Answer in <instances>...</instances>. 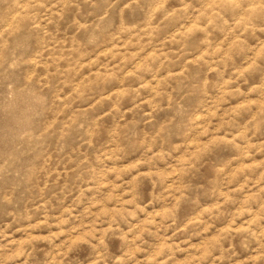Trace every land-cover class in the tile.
Returning a JSON list of instances; mask_svg holds the SVG:
<instances>
[{
  "label": "rangeland",
  "instance_id": "obj_1",
  "mask_svg": "<svg viewBox=\"0 0 264 264\" xmlns=\"http://www.w3.org/2000/svg\"><path fill=\"white\" fill-rule=\"evenodd\" d=\"M0 264H264V0H0Z\"/></svg>",
  "mask_w": 264,
  "mask_h": 264
}]
</instances>
